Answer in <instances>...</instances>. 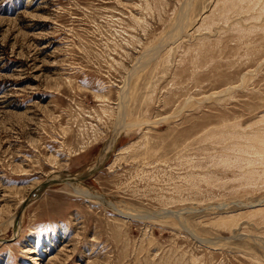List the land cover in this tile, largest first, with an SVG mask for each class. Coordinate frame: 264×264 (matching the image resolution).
Masks as SVG:
<instances>
[{
  "label": "rangeland",
  "instance_id": "rangeland-1",
  "mask_svg": "<svg viewBox=\"0 0 264 264\" xmlns=\"http://www.w3.org/2000/svg\"><path fill=\"white\" fill-rule=\"evenodd\" d=\"M0 264H264V0H0Z\"/></svg>",
  "mask_w": 264,
  "mask_h": 264
},
{
  "label": "bare ground",
  "instance_id": "bare-ground-1",
  "mask_svg": "<svg viewBox=\"0 0 264 264\" xmlns=\"http://www.w3.org/2000/svg\"><path fill=\"white\" fill-rule=\"evenodd\" d=\"M119 126H122V122L119 120ZM118 126V127H119ZM120 131V130H119ZM111 145H112V142L109 144V146L107 147V150L106 151H108L109 149H110V147H111ZM54 178H60L59 177V175L58 176H55V177H52L51 179H54ZM61 179V178H60ZM55 180V179H54ZM71 184H73V183H71ZM72 187L73 188H75L76 190H78V192H81L84 196H88V197H92V198H97L98 200H100V201H105V200H102L98 195H95V194H91L90 192H88V190H86V189H83V188H79V187H77L75 184H73L72 185ZM159 214V213H158ZM167 214V213H166ZM166 214H164V215H166ZM159 216V215H158ZM160 216H163V214H162V212L160 213ZM15 219H17V217H15ZM14 219V220H15ZM16 225V224H15Z\"/></svg>",
  "mask_w": 264,
  "mask_h": 264
}]
</instances>
